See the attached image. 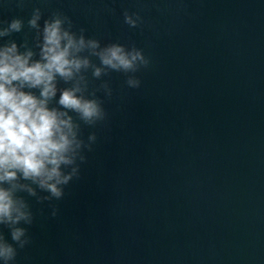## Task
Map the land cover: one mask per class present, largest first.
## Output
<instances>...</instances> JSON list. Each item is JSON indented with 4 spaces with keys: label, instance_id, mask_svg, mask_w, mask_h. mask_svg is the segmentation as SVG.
I'll return each instance as SVG.
<instances>
[{
    "label": "water",
    "instance_id": "1",
    "mask_svg": "<svg viewBox=\"0 0 264 264\" xmlns=\"http://www.w3.org/2000/svg\"><path fill=\"white\" fill-rule=\"evenodd\" d=\"M35 8L151 64L139 89L103 78L108 121L82 126L97 141L56 216L28 198L15 264H264V0H0V21L25 22L5 40L31 36Z\"/></svg>",
    "mask_w": 264,
    "mask_h": 264
},
{
    "label": "clouds",
    "instance_id": "2",
    "mask_svg": "<svg viewBox=\"0 0 264 264\" xmlns=\"http://www.w3.org/2000/svg\"><path fill=\"white\" fill-rule=\"evenodd\" d=\"M42 15L40 8L33 9L27 20L31 36L25 34L20 43L4 38L23 32L24 20L0 21L2 264H15L19 251L31 243L28 229L35 215L28 198L48 201L54 217L58 209L51 202L62 200L66 187L80 179L97 141L95 132L85 139L82 126L95 129L109 117L97 95H113L110 79L103 78L121 73L129 89H139L137 73L151 64L135 44H102L86 36L84 28L75 29L71 18L59 11L41 25ZM123 16L130 28L142 23L138 12Z\"/></svg>",
    "mask_w": 264,
    "mask_h": 264
}]
</instances>
